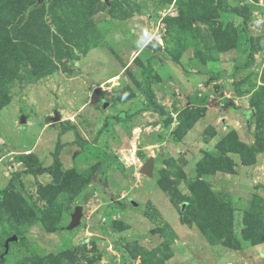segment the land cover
Masks as SVG:
<instances>
[{"label": "rangeland", "instance_id": "1", "mask_svg": "<svg viewBox=\"0 0 264 264\" xmlns=\"http://www.w3.org/2000/svg\"><path fill=\"white\" fill-rule=\"evenodd\" d=\"M36 3L0 0V264H264V0Z\"/></svg>", "mask_w": 264, "mask_h": 264}, {"label": "trees", "instance_id": "2", "mask_svg": "<svg viewBox=\"0 0 264 264\" xmlns=\"http://www.w3.org/2000/svg\"><path fill=\"white\" fill-rule=\"evenodd\" d=\"M218 1H219V3L223 2V0H218ZM224 10L228 11V12H236V11H234L233 8H231V9L227 8V9H224ZM176 62H178V61H176ZM251 62L252 61L249 60L246 63H244L241 67L234 66L233 67V72H236L239 68H244V67L250 66ZM150 68H151L150 64L149 65L147 64L145 66V68H144V72H145L146 78H145V81H144V87L142 89V92H143L145 98L147 99V101L149 100V94H150V88L148 86V77H149L150 72H151ZM233 109H235V108L233 107ZM139 112H140V109H137V110L133 111L132 113H130L128 115V117L132 118L133 116L137 115ZM114 119L120 120V118L117 117V116H114ZM104 126H105V121L103 122L102 127L99 128V130H97V132L95 134V137L92 140L93 142H95L97 140V138L99 137V135L103 131ZM61 131L62 132L72 131L73 135H74L75 143H76V145L78 147H82L84 144L88 143L87 140L82 139V137L79 135L77 129L74 126H66V127L62 128ZM64 146H65L64 143H62L60 141V139L58 138L56 143H55V147H54V150H53V153H52V160H51V162H50V164L48 166L41 167V168H36V169L32 168V167H28V169L24 170L23 172L30 173V174H32L34 176H36L38 174H50V175H53L56 172V170L58 169V167H59V155H60V152H61V150L63 149ZM254 162H255V156L254 155H253L252 161H246L244 159L241 160V163L243 165H248V164H251V163H254ZM233 165H235V163H233ZM15 175H16V173L11 177V179L7 182V184L3 188H0V196L4 195L12 187V179H14ZM179 214H180L181 222L182 223H186V220L184 218V211H182V209H180ZM229 230L231 231V229H228V231Z\"/></svg>", "mask_w": 264, "mask_h": 264}, {"label": "water", "instance_id": "3", "mask_svg": "<svg viewBox=\"0 0 264 264\" xmlns=\"http://www.w3.org/2000/svg\"><path fill=\"white\" fill-rule=\"evenodd\" d=\"M43 0H37V3L35 5V7H38L42 4ZM103 105L106 106L107 105V101H103ZM240 113H244V110H240L239 111ZM54 121L57 120V117H55L53 119ZM21 121H24V118L22 117L21 118ZM152 165H153V157L152 156H149L144 162L143 164L141 165L140 167V172H143L145 174H148L150 175L151 174V170H152ZM133 204H135V201H131ZM185 205V203H183V206ZM81 216H82V206L81 205H76L75 208H74V211L71 213V220H70V223L68 225V228H73L75 227L76 225H78L80 223V219H81ZM11 239H15V237H12ZM8 242L6 241L5 242V247H6V250L8 248Z\"/></svg>", "mask_w": 264, "mask_h": 264}, {"label": "crops", "instance_id": "4", "mask_svg": "<svg viewBox=\"0 0 264 264\" xmlns=\"http://www.w3.org/2000/svg\"><path fill=\"white\" fill-rule=\"evenodd\" d=\"M231 125V124H230ZM232 126V125H231ZM223 129H219V133L220 134H223ZM258 156L260 157V155H257V157H256V159L258 158ZM235 160V162L236 163H239L236 159H234ZM257 163L258 162H255V163H253V164H251V165H240L242 168H245V169H247V168H249V167H255L256 165H257ZM237 169L239 170V168H238V165H237ZM241 172V171H240ZM230 176V175H229ZM231 176H234V175H231ZM236 180H234V182H235V185H236V188L240 191H242L243 192V190L245 189V186H249L250 184H249V182H250V180H247L248 179V177L247 176H240V175H235V177H234ZM238 192V191H237ZM237 199H238V197H237ZM236 199V200H237ZM239 200V199H238ZM196 235V234H195ZM194 235V236H195ZM244 250H247L248 252H247V254H251L252 256H254V254L255 253H259V251L261 250V251H264V243H260V244H257L255 247L254 246H248V247H246V248H244ZM224 252V250H221V253H223ZM262 254H264V252H262ZM230 255H231V253H230ZM260 257H263V256H261L260 254H259V257L258 256H254L253 258H257V259H260ZM264 258V257H263ZM245 259V258H244Z\"/></svg>", "mask_w": 264, "mask_h": 264}]
</instances>
